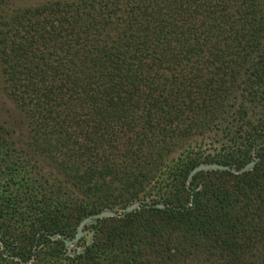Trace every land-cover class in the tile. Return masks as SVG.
Segmentation results:
<instances>
[{"label": "trees", "instance_id": "1", "mask_svg": "<svg viewBox=\"0 0 264 264\" xmlns=\"http://www.w3.org/2000/svg\"><path fill=\"white\" fill-rule=\"evenodd\" d=\"M0 93V264H264V0H0Z\"/></svg>", "mask_w": 264, "mask_h": 264}, {"label": "water", "instance_id": "2", "mask_svg": "<svg viewBox=\"0 0 264 264\" xmlns=\"http://www.w3.org/2000/svg\"><path fill=\"white\" fill-rule=\"evenodd\" d=\"M252 164H253V162H250L249 164L246 165L245 168H249L250 166H252ZM217 168L224 169L225 167L222 165H218V164H199L191 170V172L189 173V177H191L193 174H195L196 172L201 171V170L217 169ZM137 206H138V203H133V204L127 206L125 208V210L130 211V210H133L134 208H136ZM112 215H114V212L112 210H103V211H101V212H99L93 216L85 217L79 223L75 237L69 241L65 240V244L67 246H70V245H73L75 242H77L81 238V236L83 235L84 226L86 224L90 223L92 221V219H99V218L112 216Z\"/></svg>", "mask_w": 264, "mask_h": 264}, {"label": "rangeland", "instance_id": "3", "mask_svg": "<svg viewBox=\"0 0 264 264\" xmlns=\"http://www.w3.org/2000/svg\"><path fill=\"white\" fill-rule=\"evenodd\" d=\"M17 2H36L39 0H16ZM10 103L3 97V95L0 93V114L3 113V110H5V108L10 109ZM86 241L88 242L91 239V232L90 231H86Z\"/></svg>", "mask_w": 264, "mask_h": 264}]
</instances>
